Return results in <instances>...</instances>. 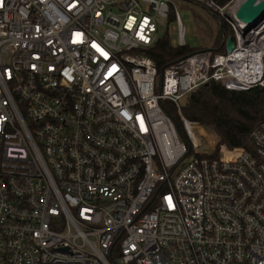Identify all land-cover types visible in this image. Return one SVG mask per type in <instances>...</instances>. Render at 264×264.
Returning <instances> with one entry per match:
<instances>
[{
    "label": "built area",
    "instance_id": "built-area-1",
    "mask_svg": "<svg viewBox=\"0 0 264 264\" xmlns=\"http://www.w3.org/2000/svg\"><path fill=\"white\" fill-rule=\"evenodd\" d=\"M188 1L233 36L160 74L157 18L187 45L170 0H0V264H264V122L214 156L166 110L211 80L264 87V19Z\"/></svg>",
    "mask_w": 264,
    "mask_h": 264
},
{
    "label": "trees",
    "instance_id": "trees-1",
    "mask_svg": "<svg viewBox=\"0 0 264 264\" xmlns=\"http://www.w3.org/2000/svg\"><path fill=\"white\" fill-rule=\"evenodd\" d=\"M222 25V26H220ZM220 32L233 36L229 26L221 22ZM221 38L215 45H221ZM199 48L175 46L168 36L159 38L147 51L156 62L161 74L174 61ZM226 51V46L219 49ZM178 111L175 104L167 103V112L172 117L178 130L183 133L182 116L198 122L209 132L218 137V148L214 156H218L220 146L229 149L254 150L251 139L252 130L264 122V87L255 86L246 90L227 88L223 82L211 80L190 92Z\"/></svg>",
    "mask_w": 264,
    "mask_h": 264
},
{
    "label": "rangeland",
    "instance_id": "rangeland-1",
    "mask_svg": "<svg viewBox=\"0 0 264 264\" xmlns=\"http://www.w3.org/2000/svg\"><path fill=\"white\" fill-rule=\"evenodd\" d=\"M171 14L179 13L181 22L185 28V41L190 47L204 49L215 45V41L222 38L226 33L220 32V26L213 14L202 4L188 0H170ZM158 38L169 37L174 45L179 44L176 20L169 21L166 17L157 18ZM185 99L181 100V105ZM198 138L202 143H208L218 148V137L209 132L203 126L195 129ZM222 146V145H221ZM220 146V148H221ZM188 160V159H187Z\"/></svg>",
    "mask_w": 264,
    "mask_h": 264
},
{
    "label": "water",
    "instance_id": "water-1",
    "mask_svg": "<svg viewBox=\"0 0 264 264\" xmlns=\"http://www.w3.org/2000/svg\"><path fill=\"white\" fill-rule=\"evenodd\" d=\"M235 16L239 19L242 27H247L246 30L264 19V0H245L236 10ZM226 48L232 51L234 41L228 37Z\"/></svg>",
    "mask_w": 264,
    "mask_h": 264
}]
</instances>
